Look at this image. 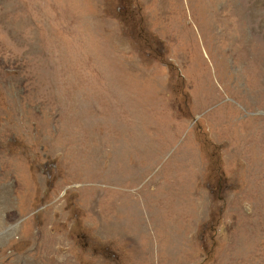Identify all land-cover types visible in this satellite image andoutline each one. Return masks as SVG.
<instances>
[{"label":"rangeland","instance_id":"374dc122","mask_svg":"<svg viewBox=\"0 0 264 264\" xmlns=\"http://www.w3.org/2000/svg\"><path fill=\"white\" fill-rule=\"evenodd\" d=\"M0 264H264V0H0Z\"/></svg>","mask_w":264,"mask_h":264}]
</instances>
